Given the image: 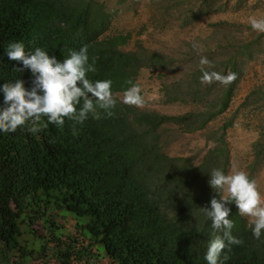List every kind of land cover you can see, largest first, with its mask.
<instances>
[{
    "label": "trees",
    "instance_id": "obj_1",
    "mask_svg": "<svg viewBox=\"0 0 264 264\" xmlns=\"http://www.w3.org/2000/svg\"><path fill=\"white\" fill-rule=\"evenodd\" d=\"M228 1L149 0L151 19L158 26L187 28L204 14L224 10ZM137 3L142 2L0 0V89L20 78L30 88L33 79L29 70H15L22 64L8 58L9 42L22 41L26 51L42 47L61 61L87 44L97 69L88 78L110 79L117 98L114 118L90 117L77 126L76 137L70 121L63 129L48 124L35 135L26 128L0 131V264H98L102 256L114 264H207L214 230L202 207H210L213 195L220 199L209 174L214 168L228 173L225 131L238 109L220 126L208 124L228 109L250 63L264 54V33L218 21L206 38L184 41L178 54L166 55L141 39L131 44V31L109 32L113 16ZM201 55L213 62L212 70L236 73L235 82L202 86ZM175 65L187 72L166 79ZM143 68L158 70L167 102L195 108L170 115L122 103L118 94L127 81L137 82ZM240 107L264 112V86L251 89ZM259 125L247 167L251 179L264 163V113ZM173 130L203 131L201 158L165 150L163 133ZM227 206L232 233L244 243L232 246L226 264H264V233L255 239L247 217L235 203Z\"/></svg>",
    "mask_w": 264,
    "mask_h": 264
},
{
    "label": "clouds",
    "instance_id": "obj_2",
    "mask_svg": "<svg viewBox=\"0 0 264 264\" xmlns=\"http://www.w3.org/2000/svg\"><path fill=\"white\" fill-rule=\"evenodd\" d=\"M249 22L254 31L264 33V18L252 17ZM6 54L10 60L22 64L21 68L15 70L22 73L29 70L33 79L30 88L20 78L4 84L0 89L3 92L0 131L10 133L18 128H26L35 135L48 124L63 129L66 121H70L71 133L76 137L79 135L77 126L84 125L90 117L96 120L115 117L117 98L112 91L113 82L110 79L92 81L88 78V74L95 73L97 69L96 57L90 58L87 44L79 50H70L69 55L62 61L42 47L26 51L22 41L9 42ZM214 67L207 56H200L202 86L219 83L227 87L237 79L236 73L229 72L225 75L212 70ZM126 83L129 87L124 91L121 102L129 106L143 107L145 101L141 86L131 80ZM54 140L55 138L50 142ZM209 176V185L214 193L220 194V199L213 195L210 207H202L214 230L205 260L207 264H226L230 259L228 253L232 246H241L244 243L232 233L235 225L229 218L231 208L227 205L235 203L239 214L248 217V227L253 237L260 239L264 233V194L246 171L235 167L228 174L222 169L214 168ZM103 260H106L105 264H114L106 256H102L97 261L98 264H103Z\"/></svg>",
    "mask_w": 264,
    "mask_h": 264
},
{
    "label": "rangeland",
    "instance_id": "obj_3",
    "mask_svg": "<svg viewBox=\"0 0 264 264\" xmlns=\"http://www.w3.org/2000/svg\"><path fill=\"white\" fill-rule=\"evenodd\" d=\"M141 2L137 3L138 5L135 9L119 11L113 16L109 32L131 31V44L134 42L133 39H141L146 47L173 56L181 51L184 41L191 42L194 39L206 38V35L211 31L210 24L218 21H229L250 25V18H264V0H229L224 10L204 14L199 22L187 28L171 24L158 26L159 24H153L151 19L152 7L149 0H145V2L141 0ZM142 25H146L147 28L142 34H139L138 31ZM251 30L254 31L252 27ZM254 33L261 32L254 31ZM186 72V66L175 65L171 71L168 70L166 73V79L180 77ZM136 83L141 86L145 101L144 106L141 108L156 110L170 115L181 114L195 108L192 103L166 101L165 93L161 89L162 83L157 69L143 68ZM258 85L264 86V54H262L260 59L250 63L247 73L238 84L228 109L208 124L214 128L218 127L222 121L238 109L233 124L225 131L230 154L228 173L234 167L248 172L247 167L253 161L252 143L259 137V124L261 115L264 112L261 109L259 110V108H243L240 107V104L249 91ZM118 96L122 100L123 94H118ZM204 136L203 131L201 133H183L173 130L167 134L163 133L162 143L165 142L164 149L172 155H190L199 159L205 151L203 150L205 144ZM201 150H203L202 153L199 152ZM253 179L257 182L259 191L264 194V163L260 165L258 171H255ZM102 263L105 264L106 260H103Z\"/></svg>",
    "mask_w": 264,
    "mask_h": 264
}]
</instances>
